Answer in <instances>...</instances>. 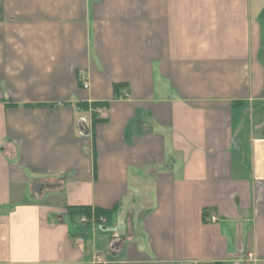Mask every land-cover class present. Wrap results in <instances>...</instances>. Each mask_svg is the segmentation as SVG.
<instances>
[{"label": "crops", "instance_id": "obj_1", "mask_svg": "<svg viewBox=\"0 0 264 264\" xmlns=\"http://www.w3.org/2000/svg\"><path fill=\"white\" fill-rule=\"evenodd\" d=\"M96 254L264 264V0H0V264Z\"/></svg>", "mask_w": 264, "mask_h": 264}, {"label": "built area", "instance_id": "obj_2", "mask_svg": "<svg viewBox=\"0 0 264 264\" xmlns=\"http://www.w3.org/2000/svg\"><path fill=\"white\" fill-rule=\"evenodd\" d=\"M80 79H81V85L83 88H88L89 87V82L87 81V79H85V75L83 73L80 74ZM121 95L122 97L126 98L128 97V93L125 89H122L121 91ZM90 109L92 110V112L95 115H102L104 114V106L100 103H90ZM80 221H86L88 220V218L86 216H80L79 218ZM90 221L93 222H99V221H104L105 220V216L100 214L98 217L95 216V214H91ZM209 221L214 222L215 218L214 216H210ZM94 264H107V261L102 257V255L100 254H96L94 257Z\"/></svg>", "mask_w": 264, "mask_h": 264}, {"label": "trees", "instance_id": "obj_3", "mask_svg": "<svg viewBox=\"0 0 264 264\" xmlns=\"http://www.w3.org/2000/svg\"><path fill=\"white\" fill-rule=\"evenodd\" d=\"M92 212L95 214V216H99L100 214L107 216L109 213L108 211L98 208V207H90V206H77L74 207L72 210H70V213H79L83 216L90 217Z\"/></svg>", "mask_w": 264, "mask_h": 264}]
</instances>
